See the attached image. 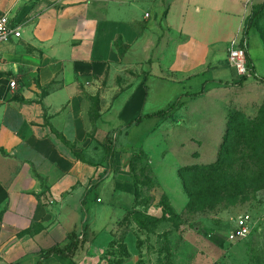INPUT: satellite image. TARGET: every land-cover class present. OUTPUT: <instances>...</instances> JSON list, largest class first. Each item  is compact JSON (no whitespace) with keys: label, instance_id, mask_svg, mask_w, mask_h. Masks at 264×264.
<instances>
[{"label":"crops","instance_id":"0c3cea01","mask_svg":"<svg viewBox=\"0 0 264 264\" xmlns=\"http://www.w3.org/2000/svg\"><path fill=\"white\" fill-rule=\"evenodd\" d=\"M255 1L0 0V15L21 23L0 43V264H105L118 237L130 248L117 223L134 209L137 152L184 209L178 166L161 172L152 156L166 158L160 132L174 109L124 125L238 82L234 39L255 71L249 37L261 49L264 39L254 27L243 36ZM71 231L85 240L72 257L41 258Z\"/></svg>","mask_w":264,"mask_h":264},{"label":"rangeland","instance_id":"374dc122","mask_svg":"<svg viewBox=\"0 0 264 264\" xmlns=\"http://www.w3.org/2000/svg\"><path fill=\"white\" fill-rule=\"evenodd\" d=\"M261 3L264 0L252 3L246 21L264 36V9L252 15ZM249 48L255 71L246 65L242 74L246 75L245 80L217 86L185 106L174 107L160 132L166 158L159 160V156L152 155L156 165L160 161L159 171L164 169L168 173L174 166L179 169L215 162L230 121H236L240 115L257 118L258 122L264 118V48L261 49L252 36L249 37ZM234 69L230 70L233 75ZM251 151L250 139L242 135L228 144L226 168L234 175L249 176L247 182H240L244 186L238 188L241 192L234 202L214 203L207 197L203 208L180 214H170L164 206V198L170 202L155 180L150 161L146 162L150 171L135 167L137 195L133 208L142 217H155L161 209V215L156 217L164 219L150 223L144 229L127 214V221L118 222L117 229L121 234L131 233L130 248L118 237L115 250L105 256V264H264V257L252 248V235L233 241L227 239L232 219L239 214L246 213L251 217L253 229L264 228V182L251 179L255 171L251 161L247 160ZM261 228L256 231L261 232Z\"/></svg>","mask_w":264,"mask_h":264},{"label":"trees","instance_id":"16d2710c","mask_svg":"<svg viewBox=\"0 0 264 264\" xmlns=\"http://www.w3.org/2000/svg\"><path fill=\"white\" fill-rule=\"evenodd\" d=\"M262 9H264V3H261L260 5L256 6L252 15H257ZM252 26L253 25L250 24L249 21H246L245 28L243 31L244 37L247 34L248 29ZM260 36L262 39H264V36H262L261 33ZM116 45L118 51L122 53V42L117 41ZM246 65L247 67H249L247 54ZM245 79L246 75H242L241 80ZM200 93L201 91L189 93L187 94V96L193 97L197 96ZM179 104H181L180 101H174L170 103L165 110H161L153 114L139 116L133 119L132 121L128 122L124 126L129 127L132 124H136L143 117H150L167 113ZM238 135L248 137V140L250 139V145H252V151L247 156V160L251 161L253 168L255 169V171L252 172L251 179L255 181L257 180L259 182H264V118H260V122H258L257 118H247L243 115H240L237 117L236 121H230L227 124V130L223 136L218 158L215 162L202 166H186L178 169V175L181 179L183 188L188 197V201L184 209L180 213L192 212L194 210L203 208L204 206H206L204 201L207 197H211L212 202L214 203L231 204L236 200L238 194L241 192L239 190L241 189L240 187L244 186V184H240V182H247V179L249 178V176H238L236 174L234 175L225 166V162L229 157L228 144ZM252 141H254L253 144ZM146 162H149V160L144 155V153L137 152L132 155L130 160V166L134 177L136 169L135 167L139 166V169L141 171L151 170ZM232 182L234 186L232 185ZM134 184L135 186L137 185L135 179ZM235 185H239V187ZM136 195L137 191L135 190V196ZM163 202L164 206L167 207L168 212L170 214H175V211L170 206L166 198H164ZM130 214L135 223L139 227L144 229L148 228L150 223L156 224L157 222L164 219V217L158 218L154 216L142 217L139 211H137L136 209H133ZM255 228L256 229L252 228L249 234V236L252 235L251 237H253L252 248L261 257H264V228ZM257 228H261V232L258 233L256 231ZM84 242L85 240L79 238L78 234L75 231H71L66 235V239L63 244H54L50 248L41 251L40 255L42 259L52 256L54 254L62 255L64 257H72L75 254L76 250L82 247ZM37 264H40V261H38Z\"/></svg>","mask_w":264,"mask_h":264},{"label":"built area","instance_id":"2783aa9c","mask_svg":"<svg viewBox=\"0 0 264 264\" xmlns=\"http://www.w3.org/2000/svg\"><path fill=\"white\" fill-rule=\"evenodd\" d=\"M21 35V23H12L7 13L0 15V43H5L13 39H18ZM246 48L245 38L234 39L228 49V61L234 66L239 73L244 74L246 71ZM10 86H15V81H10ZM252 229L251 217L246 214H239L232 219L231 227L227 233V239L230 241L243 239L249 236Z\"/></svg>","mask_w":264,"mask_h":264}]
</instances>
